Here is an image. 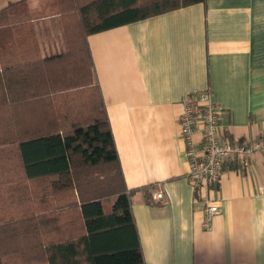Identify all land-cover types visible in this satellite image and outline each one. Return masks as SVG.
<instances>
[{"label": "crops", "instance_id": "crops-1", "mask_svg": "<svg viewBox=\"0 0 264 264\" xmlns=\"http://www.w3.org/2000/svg\"><path fill=\"white\" fill-rule=\"evenodd\" d=\"M20 1L0 0V10ZM24 1L34 13L49 5ZM34 28L43 56L66 50L58 13H43ZM89 44L144 264H264V150L226 164L219 184L200 191L187 177L179 125L186 97L210 91L225 140H264V0H206L92 35ZM206 196L220 208L207 227Z\"/></svg>", "mask_w": 264, "mask_h": 264}, {"label": "trees", "instance_id": "trees-1", "mask_svg": "<svg viewBox=\"0 0 264 264\" xmlns=\"http://www.w3.org/2000/svg\"><path fill=\"white\" fill-rule=\"evenodd\" d=\"M199 2L56 0L50 56L26 1L0 10V264H144L89 37Z\"/></svg>", "mask_w": 264, "mask_h": 264}, {"label": "built area", "instance_id": "built-area-1", "mask_svg": "<svg viewBox=\"0 0 264 264\" xmlns=\"http://www.w3.org/2000/svg\"><path fill=\"white\" fill-rule=\"evenodd\" d=\"M183 103L179 125L189 163L187 177L197 190L211 191L219 184L226 164L244 165L256 151L264 150V140H225L223 111L212 100L210 91L191 93ZM196 134H200L199 144ZM164 197V192H157V199ZM206 201L207 227L220 208L209 196Z\"/></svg>", "mask_w": 264, "mask_h": 264}, {"label": "rangeland", "instance_id": "rangeland-1", "mask_svg": "<svg viewBox=\"0 0 264 264\" xmlns=\"http://www.w3.org/2000/svg\"><path fill=\"white\" fill-rule=\"evenodd\" d=\"M47 2H48V8H46V9H44V11L43 12H38V13H35L33 16L34 17H37L36 19H38V18H40L41 17V15L43 14V13H48V12H51V13H55V12H57L58 10H57V4H56V0H46ZM40 14V15H39ZM34 22V21H33Z\"/></svg>", "mask_w": 264, "mask_h": 264}]
</instances>
